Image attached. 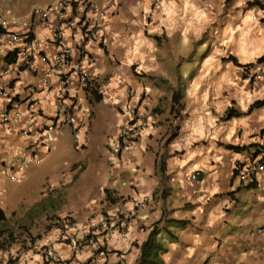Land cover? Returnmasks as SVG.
Listing matches in <instances>:
<instances>
[{
    "label": "crops",
    "instance_id": "obj_1",
    "mask_svg": "<svg viewBox=\"0 0 264 264\" xmlns=\"http://www.w3.org/2000/svg\"><path fill=\"white\" fill-rule=\"evenodd\" d=\"M19 1L16 10L5 12L6 1L0 0V15L15 19L59 2ZM157 1L154 8L152 0H93L101 28L86 49L81 33L67 31L74 63L87 51L83 69L102 95L96 101L74 79L79 103L67 111L54 97L59 77L43 60L53 59L57 46L39 48L32 57L35 70L5 76L8 50L0 43V109L26 115L12 116L8 124L0 117V209L6 216L0 226L39 233L31 245L0 252V264H42V246L70 264L95 256L96 264H138L155 228L175 238L167 243L163 236L166 264H264V187L247 189L237 175L240 166L260 159L257 146L264 139V106L253 108L264 100V11L250 5L264 0ZM52 34L53 29L37 28L35 38L43 43ZM251 64L255 69L246 74L243 66ZM44 77L54 89L42 101ZM128 88L134 91L131 99H115ZM39 103L50 118L60 110L73 122L59 126L51 151L44 146ZM129 104L146 116L147 126L131 149L121 151L118 134L129 119ZM230 110L239 116L228 118ZM24 155L45 167L34 162L13 167ZM106 191L116 202L106 200ZM246 191L253 194L243 200ZM147 199L152 202L135 209ZM125 212L133 215L126 237L117 232L102 239L100 254L95 249L75 254L58 240L63 219L76 220L87 233L103 219L119 224Z\"/></svg>",
    "mask_w": 264,
    "mask_h": 264
},
{
    "label": "built area",
    "instance_id": "obj_2",
    "mask_svg": "<svg viewBox=\"0 0 264 264\" xmlns=\"http://www.w3.org/2000/svg\"><path fill=\"white\" fill-rule=\"evenodd\" d=\"M77 2V8L72 11L73 0H59L55 5L45 8H35L30 15L19 17L12 21H7L4 18H0V24L8 29H14L15 32L10 34H3L1 36L2 41H7L9 50L17 49L21 44L28 43V50H22L20 52V61L12 65H5L2 67V73L5 76H9L19 70L20 67L33 70L36 68V64L31 60V56L37 55L42 45L51 43L57 46V54L53 59L44 57L43 60L50 68V71H55V74L59 77V87L55 88L54 97L61 103L60 108L67 111L70 106H77L79 103V97L77 88L73 85V80L76 79L78 90L82 92H88L95 86V79L83 69V61L87 59V51H82L79 54L78 63L75 64V52L66 45L65 34L67 31L72 33H81L83 36L82 47L86 49L97 36L101 28L100 15L96 13L93 0H74ZM158 1L153 0V7L157 6ZM108 6H112L113 2L108 1ZM76 10V12H75ZM102 16V15H101ZM37 28H50L53 29V34L47 41L41 43L38 40L29 41L34 34V30ZM43 83V95L40 99L46 100L53 92L54 84L49 77L42 79ZM9 84H4V88H8ZM134 91L130 88L118 94L115 99L121 100L123 98L131 99ZM142 99V97H139ZM28 102H32L29 100ZM39 102V100H38ZM37 114L41 115L44 121L41 126L43 131L44 146L47 151H51L52 139L59 128L63 124L72 125L71 117H67L59 110L57 116L50 118L45 111L41 108L39 103V110ZM128 121L125 122L119 130L118 134V147L121 151H127L131 149L139 137L140 133L147 126V118L141 113L135 105L129 104L127 108ZM16 117L19 119L25 118V113L18 110H1L0 117L4 124H8L11 118ZM35 125H30V128H34ZM75 126H73L74 128ZM79 129L74 128V134L77 138ZM264 138V137H263ZM257 153H260V159L256 162H252L249 165L240 166L237 171V175L241 182L246 185L256 184L260 187H264V139L260 140L258 144ZM31 162L41 164V160L34 159L33 156H18L12 161L13 167L26 168ZM197 174L193 175V179H197ZM13 180L16 176H11ZM152 199H147L136 203L135 209H141L148 203H151ZM133 219V215L130 212H125L119 217V224L113 223L109 219H103L98 223H94L90 226L89 231L85 233L78 225L77 221L68 218L63 219L60 225V232L58 240L60 243H68L75 254L81 252L84 249H95L96 251L101 248L100 241L102 239H110L115 233L126 237L128 228ZM41 257L43 259L42 264H70L61 260L59 255L52 249L47 247H40L39 249ZM91 258L78 264H96V259Z\"/></svg>",
    "mask_w": 264,
    "mask_h": 264
},
{
    "label": "trees",
    "instance_id": "obj_3",
    "mask_svg": "<svg viewBox=\"0 0 264 264\" xmlns=\"http://www.w3.org/2000/svg\"><path fill=\"white\" fill-rule=\"evenodd\" d=\"M232 0H226V3L229 4L231 3ZM77 2L73 0L72 2V11L77 8L76 6ZM251 6H259L261 10L264 11V5L262 2L255 1L250 4ZM76 12V10H75ZM5 32V28L0 24V37L1 35ZM18 50H15L14 52H11L7 54L4 58L3 61L12 64L16 59H17V54ZM263 60V59H262ZM260 59L258 63L260 64L262 62ZM230 62L234 64L236 67H241L238 63V60L235 57L230 58ZM246 70V74H252L253 70L255 69V65H247L243 66ZM257 76V75H256ZM96 89H93V94L95 95L96 101H101L102 100V95L100 93H97L95 91ZM89 91V92H91ZM177 99V98H176ZM175 100V98H174ZM264 106V100L257 102L253 108H259ZM235 116H239V113H236L234 110H230L228 113V118H233ZM232 150H237L239 152H243L247 148H241V147H229ZM260 155V153H257ZM256 184H251L248 185L246 188L247 189H252L255 188ZM106 200L110 203L116 202L115 199H113L112 194L109 191H106ZM6 216L5 213L0 209V225L5 223ZM178 224L180 226H185L186 222L184 221H179ZM168 236V241L169 242H175V238L171 235V232L169 230H165V232L161 233V231L158 230V228H155L148 237L147 241L144 242L142 248H141V256L138 264H166L163 256L169 251L168 245L165 244L164 237L163 236ZM24 236H30V230L27 226H19L18 229H13V228H6L5 226H0V252H7L10 251L15 245L19 244L20 242L23 241ZM33 242L34 239L32 238ZM98 252H104V249L101 248L99 249Z\"/></svg>",
    "mask_w": 264,
    "mask_h": 264
},
{
    "label": "rangeland",
    "instance_id": "obj_4",
    "mask_svg": "<svg viewBox=\"0 0 264 264\" xmlns=\"http://www.w3.org/2000/svg\"><path fill=\"white\" fill-rule=\"evenodd\" d=\"M4 1H6L4 4H3V7H4V10H5V12H10V11H13V10H16V9H12V8H18V7H16L17 5L16 4H18L19 5V0H4ZM8 7H10L9 9H8ZM5 17L8 19V20H12L13 19V17H11V15H9V14H5ZM40 168H42V167H45V164H41L40 166H39ZM13 183H17V182H13ZM253 193L252 192H248V191H246V192H244V194L242 195V199L244 200V198H245V195H252ZM32 195V194H31ZM31 195H29L30 197H31ZM32 197H33V195H32ZM243 204V203H242ZM38 226V225H37ZM39 234V233H38ZM38 234H35V231H33V234H31V237H24L25 239H24V241L23 242H20L19 244H20V247H24V245H26L25 243H30V245H31V240H32V238H36V237H34V236H37ZM33 235V236H32ZM32 247V246H31ZM13 262H15L14 260H12ZM17 261H18V258H17Z\"/></svg>",
    "mask_w": 264,
    "mask_h": 264
},
{
    "label": "clouds",
    "instance_id": "obj_5",
    "mask_svg": "<svg viewBox=\"0 0 264 264\" xmlns=\"http://www.w3.org/2000/svg\"><path fill=\"white\" fill-rule=\"evenodd\" d=\"M152 4H153V0H152ZM22 17H23V16H22ZM0 18H4V17L0 15ZM18 18H19V17H18ZM4 19H5V18H4ZM15 19H17V18H15ZM5 20H7V19H5ZM12 20H14V19H12ZM12 20H7V21H12ZM35 31H36V30H34V34L32 35V38L29 40L30 42L36 39V38H35ZM13 32H15L14 29H12V30H8V29L5 28V32H4L3 34H10V33H13ZM3 34H2V35H3ZM2 35H1V36H2ZM36 40H37V39H36ZM0 43H1V44L3 43V44H6V45H7V41H2V40H1V37H0ZM27 44H28V43H23V44H21L17 49H15V50H18V53L16 54V55H17V59H16L12 64H14V63H16V62H21V61L19 60V59H20V52H21L22 50H28V45H27ZM7 50H8V51H7V52H8L7 54H9V53L15 51V50H12V51L9 50L8 45H7ZM40 52H41V51H39V53H40ZM39 53H38V54H39ZM38 54H37V55H38ZM34 56H35V55H34ZM34 56H31V59H32V57H34ZM32 60H33V59H32ZM12 64H8V63L5 62V63L3 64V66H5V65H12ZM3 66H2V67H3ZM21 68H23V67H20L19 69H21ZM35 69H36V68H35ZM35 69H34V70H35ZM1 72H2V69H1ZM95 88H96V87L94 86L93 89H95ZM4 89H5V88H4ZM93 89H92V90H93ZM90 91H91V90H90ZM88 92H89V91H88ZM88 92H86V93H88ZM9 109H10V108H9ZM11 176H12V175H11ZM15 176H16V175H15ZM11 179H12V178H11ZM16 179H17V177H16ZM16 179H15V180H16ZM12 180H13V179H12ZM61 223H62V221H61ZM59 226H60V225H59ZM27 237H28V236H27ZM23 241H24V239H23ZM23 241H22V242H23ZM31 241H32V240H31ZM67 244H68V243H67ZM30 249H31V248H30ZM100 249H101V248H100ZM10 250H11V249H10ZM98 251H99V249L97 250V252H98ZM9 252H10V251H9ZM98 253L100 254V252H98ZM64 262H65V261H64ZM67 263H68V262H67Z\"/></svg>",
    "mask_w": 264,
    "mask_h": 264
}]
</instances>
